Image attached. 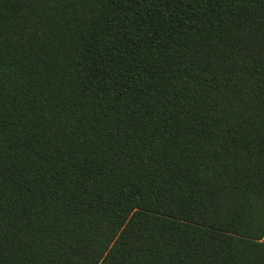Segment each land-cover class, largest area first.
Returning <instances> with one entry per match:
<instances>
[{
  "label": "trees",
  "instance_id": "trees-1",
  "mask_svg": "<svg viewBox=\"0 0 264 264\" xmlns=\"http://www.w3.org/2000/svg\"><path fill=\"white\" fill-rule=\"evenodd\" d=\"M0 264H264V0H0Z\"/></svg>",
  "mask_w": 264,
  "mask_h": 264
}]
</instances>
